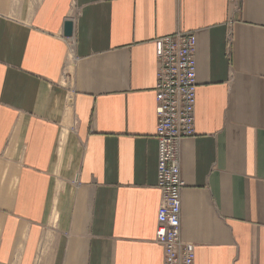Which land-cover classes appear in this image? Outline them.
<instances>
[{
    "label": "crops",
    "instance_id": "crops-1",
    "mask_svg": "<svg viewBox=\"0 0 264 264\" xmlns=\"http://www.w3.org/2000/svg\"><path fill=\"white\" fill-rule=\"evenodd\" d=\"M178 31L183 240L264 264V0H0V264H163L155 41Z\"/></svg>",
    "mask_w": 264,
    "mask_h": 264
},
{
    "label": "built area",
    "instance_id": "built-area-1",
    "mask_svg": "<svg viewBox=\"0 0 264 264\" xmlns=\"http://www.w3.org/2000/svg\"><path fill=\"white\" fill-rule=\"evenodd\" d=\"M157 72L158 187L162 198L157 214L156 240L163 264H196L192 243L182 237L181 141L196 135L197 36L178 31L155 41Z\"/></svg>",
    "mask_w": 264,
    "mask_h": 264
},
{
    "label": "water",
    "instance_id": "water-1",
    "mask_svg": "<svg viewBox=\"0 0 264 264\" xmlns=\"http://www.w3.org/2000/svg\"><path fill=\"white\" fill-rule=\"evenodd\" d=\"M73 21L67 20L64 27V34L66 36H72L73 35Z\"/></svg>",
    "mask_w": 264,
    "mask_h": 264
}]
</instances>
